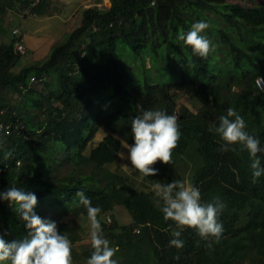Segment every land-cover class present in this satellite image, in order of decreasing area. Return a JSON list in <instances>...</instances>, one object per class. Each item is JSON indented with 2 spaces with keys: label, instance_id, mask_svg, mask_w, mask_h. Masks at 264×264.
Instances as JSON below:
<instances>
[{
  "label": "trees",
  "instance_id": "1",
  "mask_svg": "<svg viewBox=\"0 0 264 264\" xmlns=\"http://www.w3.org/2000/svg\"><path fill=\"white\" fill-rule=\"evenodd\" d=\"M107 1L104 10H86L82 26L44 61L16 70L25 55L16 49L20 40L0 44V125L12 126L10 134L0 132V192L15 186L34 193V211L45 220L39 212L44 203L65 216L88 220L76 196L83 191L101 209L97 219L110 246L118 248L113 257L118 264H264V175L253 182L248 153L238 145L236 151H221L219 136L209 131L232 107L264 148V92L256 85L264 79V4L246 8L226 0ZM8 10L43 17L49 13V0H0V20ZM208 11L226 24L209 25L217 51L225 46L222 63L211 51L207 58L193 55L178 39L196 22L210 24ZM133 61L137 66L130 70ZM32 78L44 81L45 91L32 87ZM235 87L241 91L234 92ZM173 92L192 97L196 111L178 107ZM137 105L177 116L181 135L171 164L183 163L189 172V164H196L191 184L200 189L202 202L219 198L223 203L219 221L224 231L212 248L193 229L182 233L183 248L170 247L175 224L164 220L155 193L136 190L106 168L117 161L121 141L133 142L130 126L139 114ZM19 124L24 130L16 128ZM102 128L109 134L86 155ZM258 157L264 166V152ZM66 164L72 165V175L59 177ZM168 167L162 162L154 167V183L172 182ZM85 169L91 172L86 175ZM186 176L178 174L175 180L185 182ZM118 207L129 212L131 224L117 219ZM0 223L11 230L10 235L0 227L6 242L29 235L6 201H0ZM55 223L77 245V229ZM91 251L76 256L72 250L73 264H86Z\"/></svg>",
  "mask_w": 264,
  "mask_h": 264
},
{
  "label": "clouds",
  "instance_id": "2",
  "mask_svg": "<svg viewBox=\"0 0 264 264\" xmlns=\"http://www.w3.org/2000/svg\"><path fill=\"white\" fill-rule=\"evenodd\" d=\"M208 28V23L196 22L189 31L180 33L178 39L184 46L191 48L193 55L207 58L212 50V42L202 33ZM137 111L139 114L131 119L130 126L134 142L129 145L126 141H121V144L127 149V159L134 171L142 177L155 176L158 170L153 166L158 161L165 165L172 162V151L181 135L178 118L174 114L143 109L139 105ZM246 129L244 118L229 107L225 115L218 117V126L209 128V131L219 136L221 151H236L238 145L241 152L248 153L249 167L255 182L264 175V166L258 157L259 153L264 152V148L260 146L259 139ZM119 155L124 158L123 153ZM153 191L157 204H162L160 211L164 220L175 224L171 232L174 238L169 241L170 247H184L180 237L185 229L195 230L199 237L208 241V248H212L214 242H219L224 231L219 221L224 205L219 198L204 203L198 187L179 180L166 184L157 183L153 185ZM76 196L79 204L86 208L91 225L92 251L86 264H118L113 258L118 248L110 246L97 219L101 209L93 207L90 198L83 191H78ZM0 201H6L29 230L28 237L20 241L9 243L0 236V264H73L72 242L67 235L59 233L54 221L42 219L35 213L38 200L34 193L13 186L0 192Z\"/></svg>",
  "mask_w": 264,
  "mask_h": 264
},
{
  "label": "rangeland",
  "instance_id": "3",
  "mask_svg": "<svg viewBox=\"0 0 264 264\" xmlns=\"http://www.w3.org/2000/svg\"><path fill=\"white\" fill-rule=\"evenodd\" d=\"M232 4H240L246 8H253L256 6H261L264 4V0H226ZM108 7V1L105 0H49V13L46 16L38 17L31 15L28 12L24 11H16V10H8L5 14L1 16L0 20V44H10L14 40L19 41V43H23L26 47V54L24 55V59H22V63L18 65L16 70H20L21 67L25 65H30L35 62H41L46 60L53 48L57 46L59 43L65 40V38L71 34L76 29L82 26V18L83 13L88 9L104 10ZM207 14H210L211 22L209 25H215L219 27H225L226 24L220 18L219 15H213L208 11ZM210 28L206 29L203 35H205L212 42V50L211 54L214 55L215 58L219 60L220 63L225 58V53L222 48L216 49L215 37L209 34ZM18 30V35H14L13 32ZM232 37L236 36V31L231 33ZM137 63L133 61L131 63L130 70L136 69ZM150 58H146V67L151 69ZM154 72H151V76L153 78ZM49 82V88L51 90L55 89V84L52 79H45ZM44 81L35 80L32 81V87L45 91ZM234 92H240L241 90L235 87L233 89ZM173 99L177 103L178 107L186 106L192 111H196L198 108L196 101L187 95L184 92H173L171 94ZM109 134L105 128H102L101 131L97 134L95 141L89 145L86 155H89L92 149H94L99 142H101L105 136ZM134 142V141H133ZM132 142V143H133ZM132 143H129L131 145ZM121 153H123L122 158L120 155L117 161L106 168L119 174L123 177L127 184L133 186L136 190L145 191L147 193H151L153 191L154 177H142L138 172L134 171L131 168V163L127 159V149L123 148ZM183 163H179L177 167L169 164L168 169L169 178L173 181L175 177L179 175L186 174V183H190L192 181V175L195 172L196 164H189V169L186 167L182 168ZM128 166V167H125ZM161 162H157L153 167H159ZM175 167L174 171H171ZM72 165L66 164L59 169L58 175L59 177H65L68 175H72ZM187 169V171H186ZM91 169H85L84 174H89ZM188 172V173H187ZM177 173V174H176ZM154 183V184H153ZM154 192V191H153ZM157 204V201H156ZM160 205V204H158ZM117 219L121 222L122 225H129L132 223V218L129 212L123 208L118 207L116 209ZM39 212L47 219L58 223H69L77 229V234L80 237V241L77 245L72 246V250H75L76 256L79 255L87 248H91L90 245V231L91 225L90 221L86 220L83 216L74 218L72 214L67 216L59 213L57 208L52 206L49 203H44L39 207ZM106 218L108 223H110L111 218L106 214ZM0 227H2V232L10 234L11 230L7 225L0 223ZM80 256V255H79ZM80 260V257H77ZM77 264H83V262L79 261Z\"/></svg>",
  "mask_w": 264,
  "mask_h": 264
},
{
  "label": "built area",
  "instance_id": "4",
  "mask_svg": "<svg viewBox=\"0 0 264 264\" xmlns=\"http://www.w3.org/2000/svg\"><path fill=\"white\" fill-rule=\"evenodd\" d=\"M104 1V0H103ZM19 31L18 30H15L13 32L14 35H18ZM16 49L22 53V54H26V47L24 46V44H21V43H17L16 44ZM32 81H35V78H32ZM256 85H257V88L260 90V91H264V79L263 78H259L258 80H256ZM17 129H20V130H24V126L19 124L17 127ZM11 130H12V126L11 125H8V126H5L3 124L0 125V132L2 131H5L7 134H10L11 133Z\"/></svg>",
  "mask_w": 264,
  "mask_h": 264
}]
</instances>
